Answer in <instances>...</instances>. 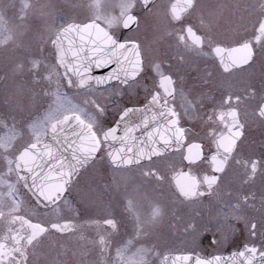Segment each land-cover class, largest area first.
<instances>
[{
  "label": "snow or ice",
  "instance_id": "snow-or-ice-1",
  "mask_svg": "<svg viewBox=\"0 0 264 264\" xmlns=\"http://www.w3.org/2000/svg\"><path fill=\"white\" fill-rule=\"evenodd\" d=\"M140 3L141 11L154 16L158 37L166 35L175 40L177 51L172 59L177 63H184L186 55H208L203 50L207 44L211 53L219 58L223 72L229 73L242 70L241 66L253 59V40L264 45V0L246 6L255 16L253 34L234 41L231 48L222 47L210 34L198 33L189 22L188 17L198 15L200 27L208 26L197 0H166L164 3L140 0ZM14 7L0 0V47L7 48L10 44L17 49L25 47L24 38L29 29L24 21L29 12L52 21L51 27L46 29V38L41 37L49 48L48 56L43 55L41 47L40 56L17 57L19 62L12 67L13 73L30 74L34 84L46 83L42 94L49 102L46 109L28 122L29 140L22 145L18 142L23 139L25 129L18 128L15 122L9 124L6 119L0 120V264H29L30 250H35L50 232L69 236L81 233L78 239L84 243L80 245L78 254L82 259L78 264H151L149 258L156 253L153 247L140 241L159 224L164 209L158 201L138 196V189L130 190L122 174L129 168H141L145 161L150 163L153 158L162 157L173 145L182 148L190 130L180 126L176 101L179 100L184 117L195 119L204 94L194 97L183 86L178 89L171 62L155 57L146 63L144 46L133 36H121V28L131 31V25H139L138 14H134L137 0H89L83 6L89 13L87 23H68L58 28L55 21L61 17L50 3L33 4L30 0H22L18 22L11 23L7 14ZM225 52L227 59L223 55ZM109 64L115 67L107 75L91 74L93 66L100 68ZM65 84L78 93H86L82 103L75 102L63 90ZM140 88L145 89L146 102L138 107H118L115 124L105 127L101 119L107 111L106 105L101 103L103 93L121 96L124 90L133 92ZM98 92L101 99L97 98ZM243 92V96L229 92L214 103L207 115L211 125L207 133V153L203 143L195 140L187 143L182 163L188 171L181 169L173 176L174 195L188 203L206 197L216 198L218 215L226 221H244L251 236L255 237V218L245 216V209H256L255 193L234 192L227 187L221 191L220 183L242 136L244 125L240 121L239 106L247 100H255V114L264 119V88L258 98L250 85ZM97 157L107 160L112 168L113 200L132 222L135 234L115 246L114 256L110 251L111 237L118 231V221L111 204L104 209L101 219L85 221L97 229L98 240H88L81 232L84 225L63 215L64 208L74 211L68 196L80 170ZM235 162L244 165L242 184L254 179L257 160L252 159L250 167L247 160L236 159ZM141 175L154 176L158 182L165 179L155 167ZM21 186L32 193L35 207H29L22 199ZM86 195L91 196V190ZM257 211L261 213V236L264 238V191ZM194 227L188 225V228ZM87 245L98 248L99 260L88 259L91 249ZM62 254L58 252L57 256ZM178 261L192 264L191 254L175 257L173 264ZM53 264L63 262L57 259ZM195 264H264V250L245 243L227 257L196 255Z\"/></svg>",
  "mask_w": 264,
  "mask_h": 264
},
{
  "label": "flooded vegetation",
  "instance_id": "flooded-vegetation-1",
  "mask_svg": "<svg viewBox=\"0 0 264 264\" xmlns=\"http://www.w3.org/2000/svg\"><path fill=\"white\" fill-rule=\"evenodd\" d=\"M222 1L224 2L222 4ZM166 0H156V3H164ZM256 0H197L201 11L204 13L207 27L201 28L199 16H190L188 20L192 23L198 33L202 32L205 35H212L220 42L224 48L234 46V41L249 38L252 33V21L255 19L252 10L246 6L252 5ZM142 4L137 0V8L134 14H138L139 25H131V31L121 28L119 30L121 36L135 37L145 49L146 63L155 57L166 60V63L173 64V74L176 80V87L179 89L183 86L186 92H192L194 97L203 95V99L197 108V116L195 119L184 117L183 110L179 107V100L176 101L177 111L180 113V126L189 129L185 139L187 143L201 142L204 144V151H208V128L211 126L207 122V115L213 109L216 101H219L222 96L229 92L239 93L244 95L243 89L252 86L257 93V98L262 88H264V58L259 62L258 66L251 71L250 63L257 59L258 49L264 45L257 44L253 40V59L248 65L241 66V69L224 73L220 66L219 58L207 47L204 46V52L208 55L196 56L195 54L186 55L184 63H177L172 59L176 53L175 40L171 37L164 36L159 38L156 33V21L154 16L147 11H141ZM118 12V10H117ZM211 13V15H209ZM88 10L85 20L83 21H68L67 23H87ZM60 24V26H62ZM58 26V27H60ZM57 27V28H58ZM176 27H179L177 25ZM45 37L40 33L37 45H42L43 49L49 52V48L45 45L41 37ZM44 52V51H43ZM226 59L228 57H225ZM7 63V61L3 62ZM1 71V70H0ZM27 72L16 74L15 80L19 81L20 85L6 83L5 91L8 92L9 99L12 95L20 94L21 104L27 109L29 96V84L27 80ZM2 71L0 72V77ZM115 86V82H112ZM151 88V81L148 82ZM103 88L104 86H98ZM20 88V89H19ZM41 89V88H39ZM64 91L69 94H78L75 89H70L65 84ZM40 93H43V91ZM44 97L43 94H40ZM82 95L81 101L86 98V93L79 92ZM146 92L144 88H140L133 92L124 90L123 95L117 96L115 93L105 91L101 99L100 93H97V98L101 99V103L105 104L107 111L101 119L105 123V127H110L115 124L118 118L117 108L124 106H141L146 102ZM49 101L43 100L42 105L47 106ZM202 105V106H201ZM10 105L7 107L0 106V120L6 119L9 124L15 122L18 128L25 129L23 139L19 140L18 144L22 145L29 140V133L26 131L29 116L27 111L21 112ZM6 110H11V114H7ZM256 101L247 100L239 106L240 121L244 125L242 136L237 141L235 154L228 164L227 172L221 179V191L231 188L234 192H254L256 195V209H245L247 219L255 218L257 224L256 236L252 237L250 229L246 228L244 221H226L218 215L219 207L216 198L206 197L193 203L181 202L176 199L175 181L173 176L178 174L181 169L188 171L182 163V156L187 149V143L182 148L177 149L175 145L171 146L167 152L160 158H153L149 163L144 162L141 168H129L122 176L126 177L127 184L130 190L138 189L136 193L140 197H148L151 200L158 201L164 209L163 217L159 224L151 229L149 236L142 239L140 242L150 247H153L155 255L149 259L151 264H173V260L177 256L191 254L192 264H195V256L208 258L213 256H230L233 251H239L245 243L255 245L260 250H264V238L261 236V213L257 211L260 208V196L264 191V119L255 114ZM236 159L241 161H250L255 159L258 161L257 172L254 179L249 183L242 184L245 179L244 165L236 164ZM155 167L161 175L165 177L163 182H158L154 176L144 177L141 175L144 171L151 172ZM199 171V170H197ZM15 179V177H13ZM119 179V177H117ZM113 181V171L109 163L105 159L97 157L80 170L76 178L70 195L74 211H69L64 208L63 215L65 218L73 220L74 223L84 225L81 232L88 240L96 239L97 229L85 224V221L96 220L104 217V209L111 204L115 208L114 218L118 221V231L111 237L112 248L111 255H115V246L123 240L134 236L133 224L126 218L122 208L116 200H113L112 189L110 188ZM91 190V196L86 193ZM123 191V186L121 188ZM21 197L29 207H35V201L29 195L26 189L21 186ZM145 208L147 202L144 201ZM42 211V209H41ZM226 211V209H225ZM189 224H193L194 228H188ZM104 229H100L102 232ZM109 231H111L109 229ZM81 233L75 232L71 236L62 235L56 232H50L41 244L29 252V264H42L43 250L46 246L53 248L58 252H63L62 255L55 257L62 261L63 264H78L82 257L79 256L80 245L84 242L78 239ZM63 245V249H61ZM91 249L89 260H99V250L92 245H87ZM77 252V255H73ZM168 258L165 260V258ZM177 264H184L183 261H178Z\"/></svg>",
  "mask_w": 264,
  "mask_h": 264
},
{
  "label": "rangeland",
  "instance_id": "rangeland-1",
  "mask_svg": "<svg viewBox=\"0 0 264 264\" xmlns=\"http://www.w3.org/2000/svg\"><path fill=\"white\" fill-rule=\"evenodd\" d=\"M3 3H12L15 5L14 8L9 9L8 11V18L11 23H17L18 20L16 19L19 16L20 6L22 0H2ZM31 3L36 4L40 2L50 3L55 6L56 12L59 13L61 19H57L55 21V27L62 25L64 22L67 23L68 21H83L87 15V9L83 7L84 5L89 3V0H30ZM224 2L222 1V4ZM24 23L28 26V35L24 38L25 47L17 49L15 45H8L7 48L0 47V70L2 71V76L0 77V106L7 107V105L11 104V107L14 110L17 108L18 110L21 109V112L27 111L28 120L35 118L39 115L47 106L44 107L42 105L43 100H47L45 97L39 96L40 91L42 92L44 88L47 86L46 83L42 82L40 84H34L32 82V77L30 74L27 75V80L29 84V96L27 102V109L23 107L21 104L18 95H12L11 99H9L8 92L5 91L6 83L11 82L12 84L20 85L19 81L15 80L16 73L12 72V67L14 63L19 62L17 57H28V56H40L41 54V47L42 45H37L36 41L38 40L39 34L42 33L46 36L47 32L46 29L50 28L52 25V21L50 18L42 17L39 14H33L29 12L27 19ZM49 52H43L44 56H48ZM257 59L250 63L251 71L258 66L259 62L264 58V46L258 49ZM7 61V63H3ZM0 71V72H1ZM41 88V89H39ZM20 89V88H19ZM65 90V89H63ZM42 94V93H40ZM75 102L82 103L81 93L78 94H69ZM48 105V104H45ZM8 116L11 113V110H6ZM56 251L53 248L48 246L45 247L43 250V259L42 264H53ZM34 264V263H31Z\"/></svg>",
  "mask_w": 264,
  "mask_h": 264
},
{
  "label": "water",
  "instance_id": "water-1",
  "mask_svg": "<svg viewBox=\"0 0 264 264\" xmlns=\"http://www.w3.org/2000/svg\"><path fill=\"white\" fill-rule=\"evenodd\" d=\"M223 55H224V57H228L227 52L223 53ZM113 67H115L114 64L105 65V66L100 67V68H96L95 66H93L91 69V74L93 76H105V75H107L108 72H110L112 70ZM29 194L32 196L31 192H29ZM33 199H34V197H33Z\"/></svg>",
  "mask_w": 264,
  "mask_h": 264
}]
</instances>
